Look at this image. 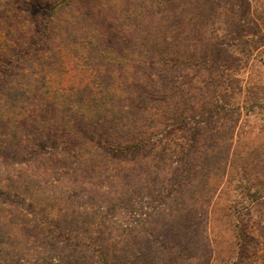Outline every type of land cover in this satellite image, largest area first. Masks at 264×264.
Returning <instances> with one entry per match:
<instances>
[{"label":"rangeland","instance_id":"374dc122","mask_svg":"<svg viewBox=\"0 0 264 264\" xmlns=\"http://www.w3.org/2000/svg\"><path fill=\"white\" fill-rule=\"evenodd\" d=\"M55 1L25 11L41 19ZM215 23L216 70L177 66L166 93L182 112L164 117L185 122L152 129L153 144L88 160L62 133L0 148V177L30 180L19 196L0 185V264H264V0H216ZM137 107L135 121L154 124L153 107ZM55 149L64 157L50 161ZM141 157L149 172L130 162Z\"/></svg>","mask_w":264,"mask_h":264},{"label":"trees","instance_id":"16d2710c","mask_svg":"<svg viewBox=\"0 0 264 264\" xmlns=\"http://www.w3.org/2000/svg\"><path fill=\"white\" fill-rule=\"evenodd\" d=\"M38 1L12 0L0 9V148L35 151L59 133L76 141L65 152L80 160L103 149L147 147L155 128L185 122L164 117L182 112L166 93L168 85L179 86L174 70H216V0H58L41 19L25 11L37 12ZM56 8L70 12L54 18ZM30 22L38 32H30ZM137 106L153 107L154 124L135 121ZM77 142L89 147L82 151ZM60 157L55 149L48 159ZM43 161L36 158L34 167ZM136 161L149 172L147 160L130 162ZM3 173L1 186L16 196L28 192L30 180L19 190L14 181L21 175Z\"/></svg>","mask_w":264,"mask_h":264}]
</instances>
